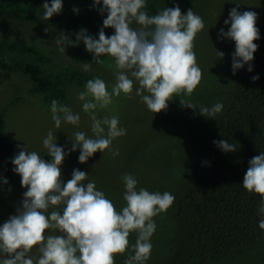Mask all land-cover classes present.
<instances>
[{
	"label": "clouds",
	"instance_id": "1",
	"mask_svg": "<svg viewBox=\"0 0 264 264\" xmlns=\"http://www.w3.org/2000/svg\"><path fill=\"white\" fill-rule=\"evenodd\" d=\"M100 4L101 0H94L93 6ZM102 4L99 11L107 13L104 28H114V34L106 36L102 28L96 39L81 30L76 34V41H71L77 46L82 40L96 64L104 63L101 56L113 58L114 66L110 67H114L116 81L109 92L100 77L89 79L85 90L78 94L83 102L82 109L91 120L93 133V136L83 131L74 133L69 151L79 148L78 160L82 164L97 151L108 150L113 156L119 155V149L111 145L114 139L126 135V129L119 126L117 116L98 118L96 112L112 104L114 96L123 93L131 99L134 83H138L136 95L148 110L159 113L167 109L168 101L175 94L183 92L191 96L202 80V70L193 49L195 37L205 25L202 17L192 9L182 14L176 5L149 15L145 11L146 0H102ZM43 9L44 19L49 20L62 12V0L45 2ZM257 18L253 11L240 12L232 8L229 19L224 21L225 25H231L230 28L227 32L221 28L218 33V39L226 37L235 42L233 74L245 64H249V72L253 70L250 62L258 49L254 41L260 38ZM133 22L139 27L133 28ZM67 41L63 33L55 39L61 52H65ZM217 53L223 58V52ZM82 69L90 71L92 63H84ZM257 80L258 75L252 77L253 83ZM180 102L184 107L198 108L190 101ZM223 107L217 102L211 108L199 107V111L206 117H215ZM50 111L57 129L62 120L74 126L80 124V115L56 99L51 101ZM213 143L223 152L236 151L235 145L227 140ZM43 146L51 157L50 162L20 145H17L19 153L11 160L15 166L13 171L21 176V185L27 191L23 193L22 207L17 209V214L0 226V264H115V255L129 249L128 238L133 231L137 232L136 241L131 245L133 254L127 256L124 264H145L153 247L150 239L156 231L153 217L171 207L174 195L167 191L150 192L145 188L137 190L138 180L132 174H124L121 179L126 206L118 211L105 193L97 190L94 181L83 183L88 173L74 169L72 178L67 183L62 181L61 165L69 153L57 145L51 130L43 139ZM242 185L249 193L260 195L258 213L264 217V152L249 161ZM60 205H63L62 210L57 207L48 213L50 206ZM259 228L264 230V218L259 221ZM49 229L58 230L59 234L45 235ZM33 248H37L38 255L31 254Z\"/></svg>",
	"mask_w": 264,
	"mask_h": 264
},
{
	"label": "rangeland",
	"instance_id": "2",
	"mask_svg": "<svg viewBox=\"0 0 264 264\" xmlns=\"http://www.w3.org/2000/svg\"><path fill=\"white\" fill-rule=\"evenodd\" d=\"M86 1L62 0V3L69 7H78ZM173 6V0H157L154 15ZM232 8H237L240 12L253 11L259 18L264 13V0L193 1V11L202 17L205 27L194 40L193 50L202 70V80L191 96L183 92L175 94L168 101L166 110L153 113L148 110L141 97L136 95L139 85L134 83L131 99L121 93L118 97L114 96L112 104L106 108L96 109L98 118L117 116L119 126L126 129V135L114 139L111 145L113 149H119L118 156L111 155L108 150L103 153L97 151L82 164L78 160L80 149L69 151L75 132L83 131L88 136H93L89 115L83 111V102L78 99V94L85 90L84 86L68 85L63 103L73 113L80 115L79 126L62 120L60 128L57 129L52 120L50 105L44 102L41 94L30 92L36 85L34 80L18 73L0 75V120L12 158L19 153L20 148L17 145H20L28 151H36L41 159L50 162L51 157L43 146V139L51 130L56 136L57 145L69 153L61 165V179L64 183L72 178L74 169L88 173L87 180L83 183L94 181L97 190L103 191L118 211L126 206L123 200L125 187L121 179L124 174H132L138 180L137 190L145 188L150 192L167 191L174 195L175 200L171 207L153 217L156 231L150 239L153 247L145 264H173L168 253L170 241L174 237H180L181 240L185 236V229H180L173 223L172 214L177 201L185 195L193 179L206 139L213 134L234 93L232 56L236 45L226 37L218 39L220 29L227 32L231 26L225 25L224 21L229 19ZM131 26L139 27L135 22ZM58 35L53 27L43 22L31 25L22 21H0V41H19L38 48L50 58L48 68L53 72L66 69L82 73L90 79L100 77L111 92L116 82L114 67H110L114 66V59L108 56L103 64H92V69L85 72L82 69L84 63L75 59L73 47L65 45V52L59 50L55 43ZM217 51L224 53L223 58L219 57ZM180 100L190 101L198 108L184 107ZM217 102L224 107L215 117L200 114L199 107L211 108ZM1 173L0 160V178ZM1 180L6 187L0 192V226L10 216L17 214V209L22 207L23 193L27 191L21 185V176L13 170L10 175L0 179V182ZM4 180L8 183L5 184ZM57 207L62 210L63 205L50 206L48 213ZM55 234H59L58 230L49 229L45 232V235ZM136 238L137 232H131L128 238L130 247L124 254L115 255V264H124L127 256L133 254L131 245ZM263 253L264 241H259L243 253L216 264H260ZM31 254L38 255L37 248H33Z\"/></svg>",
	"mask_w": 264,
	"mask_h": 264
},
{
	"label": "trees",
	"instance_id": "3",
	"mask_svg": "<svg viewBox=\"0 0 264 264\" xmlns=\"http://www.w3.org/2000/svg\"><path fill=\"white\" fill-rule=\"evenodd\" d=\"M157 0H146L149 15H154ZM194 0H173L182 14L193 10ZM49 0H0V21H22L31 25L42 22L53 27L75 50L78 62L92 63L93 54L86 50L81 40L77 46L76 34L86 30L87 35L98 39L103 28L106 36L114 34L112 27L104 28L107 13H101L102 4L94 7L87 0L78 7L63 4L60 14L44 19L43 4ZM78 9L74 12L73 9ZM260 38L254 59L238 69L233 76L234 93L229 106L221 116L213 134L206 139L194 176L185 195L177 201L172 214L173 223L185 229V236L172 238L168 247L173 264H216L235 254L239 255L264 241V230L258 213L261 197L249 193L242 185L249 161L264 152V13L256 22ZM108 56H101L104 60ZM50 58L38 48L19 41H0V75L18 73L35 81L31 93H39L51 106L53 99L64 103L68 85L83 87L90 78L82 73L62 69L53 72L48 68ZM259 80L252 82L253 76ZM1 116V115H0ZM227 140L235 145V152H223L213 141ZM1 177L13 170L12 153L0 120ZM0 182V192L3 188ZM178 246V247H177ZM260 264H264V253Z\"/></svg>",
	"mask_w": 264,
	"mask_h": 264
}]
</instances>
